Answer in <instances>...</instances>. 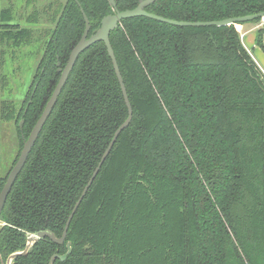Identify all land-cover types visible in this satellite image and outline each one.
I'll use <instances>...</instances> for the list:
<instances>
[{"label":"trees","instance_id":"obj_1","mask_svg":"<svg viewBox=\"0 0 264 264\" xmlns=\"http://www.w3.org/2000/svg\"><path fill=\"white\" fill-rule=\"evenodd\" d=\"M138 4L0 0L2 145L3 125L12 132V123L17 135L13 155L1 149L0 192L22 136L31 133L59 68L84 34L81 9L90 19V36L105 16ZM146 10L213 21L264 12V0H156ZM239 24L176 26L138 16L111 32L132 122L75 213L66 241L40 238L13 264H49L67 252L68 242L72 252L54 264H264V73L245 48ZM255 40L264 48V24ZM39 56L28 100L17 104L6 96L7 67ZM127 117L112 59L105 43L96 42L79 55L8 195L0 215L4 262L40 230L62 235Z\"/></svg>","mask_w":264,"mask_h":264},{"label":"water","instance_id":"obj_2","mask_svg":"<svg viewBox=\"0 0 264 264\" xmlns=\"http://www.w3.org/2000/svg\"><path fill=\"white\" fill-rule=\"evenodd\" d=\"M109 1H110V4L114 8H116V6H117L116 0H109ZM155 1L156 0H139L138 6L133 8V9H127L124 11H120V10L116 9L115 13L109 14L103 18L100 28L90 36H89V32L91 29L90 19L87 16V14L85 13L84 9H82V13L84 15L85 23H86V28H85L84 34L82 35V37L78 41V43L73 47L66 66L64 68H59V71L61 72L60 79H59L52 95L50 96L47 104L45 105V108H44L40 118L38 119L35 126L33 127L31 133L29 134V136L27 138H24L23 148L20 152L18 160L16 161L15 165L13 166L11 171L9 172L7 180H6L2 190L0 192V215L3 211V208L5 206L8 195L11 192L12 187H13L16 179L18 178L20 172L22 171L23 167L25 166L26 161L28 159V156H29L30 152L32 151V149H33V147H34L45 123H46V121L48 120L49 116L51 115V113H52V111H53V109H54V107H55V105L59 99V96H60V94H61V92H62V90H63V88H64L73 68H74V66H75V63H76L79 55L84 50H86L92 44H94L96 42L102 41L105 43V45L107 47L108 53H109V55L112 59V62H113V66H114L116 75L118 77L119 83H120L121 88H122L124 99H125V102H126V105L128 108V117L117 128L116 132L114 133V136L111 139V141L109 142L99 164L95 168V170H94L92 176L90 177V179L88 180V183L86 184L81 196L77 200L71 214L69 215V218L67 220V223L65 225V228H64L62 235L60 237H58L50 229L40 230V231H38V232H36V233H34L28 237L27 246H26L25 250L11 254L8 257L6 262L3 261V258L0 254L2 264H13V261L17 256L27 254L29 249L31 248V246L35 242H37L40 238L49 237L50 239H52L57 244H63L66 241L68 230H69L71 221H72L75 213L77 212V210H78L79 206L81 205L83 199L87 195V192L89 191V189H90L91 185L93 184L95 178L97 177L98 173L100 172L103 163L105 162V160L109 156V154H110L112 148L114 147L116 141L118 140L120 134L132 122L133 106H132V103L130 101L128 91L126 88V84H125L124 78L122 76L120 66H119L115 51L113 49V46H112V43L110 40L111 32H113L121 24V22L124 19L138 17V16H145V17H149V18L159 20L162 22H166V23L176 25V26H193V27L224 26V25H231V24H237V23H246V22H251L257 18H261L262 20H264V12H260L258 14H249V15L241 16V17H232V18H227V19H223V20H213V21L174 20V19L166 18L164 16H160V15H157V14H154L152 12L147 11L146 8L150 4L154 3ZM23 124H24V119H22L20 122L21 128H23ZM67 247H68V250L66 253L53 255L49 264H54V261L56 259H60L62 261H65L68 258V256L70 255V253L72 252L71 242H68Z\"/></svg>","mask_w":264,"mask_h":264},{"label":"rangeland","instance_id":"obj_3","mask_svg":"<svg viewBox=\"0 0 264 264\" xmlns=\"http://www.w3.org/2000/svg\"><path fill=\"white\" fill-rule=\"evenodd\" d=\"M254 24H257V22H252ZM262 25L264 24V20L261 21ZM260 23V24H261ZM238 29V28H237ZM251 51L253 52V46H250ZM41 56L38 57V59H30L29 66L26 65L25 60L21 62V67H18L17 63H14L13 65L11 62L9 63L7 70L10 73V85L9 88H7V96L10 99H14L15 103L19 104L21 98L25 94V91L27 90V87L32 81L33 74L35 71V66L37 64V61L40 59ZM18 62V61H17ZM18 67V69H16ZM9 126L12 128V132L10 129L6 128L5 125L3 134V144L2 145L1 139H0V155L2 153L1 149L7 150L10 155H13L17 150V140H16V134H15V128L13 127L12 123H9ZM2 136V135H1ZM0 170L1 164H0Z\"/></svg>","mask_w":264,"mask_h":264},{"label":"crops","instance_id":"obj_4","mask_svg":"<svg viewBox=\"0 0 264 264\" xmlns=\"http://www.w3.org/2000/svg\"><path fill=\"white\" fill-rule=\"evenodd\" d=\"M260 23L254 24L252 22H246L237 25V28L245 48L249 51L261 71L264 73V48L257 45L255 40L256 31L262 26V23ZM250 46H253V52L251 51Z\"/></svg>","mask_w":264,"mask_h":264},{"label":"flooded vegetation","instance_id":"obj_5","mask_svg":"<svg viewBox=\"0 0 264 264\" xmlns=\"http://www.w3.org/2000/svg\"><path fill=\"white\" fill-rule=\"evenodd\" d=\"M110 2V1H109ZM116 4H117V0H116ZM79 5H80V3H79ZM83 9V8H82ZM81 9V10H82ZM84 16V15H83ZM13 65V64H12ZM7 73L9 74V85H10V73L8 72V70H7ZM32 81H33V78H32ZM32 81H31V83L29 84V86L27 87V90L25 91V94L23 95V97L21 98V104H23V103H25L26 102V100H28L27 99V97H28V94H29V91H30V89H31V85H32ZM32 94H33V92H32ZM7 96V95H6ZM8 97V96H7ZM9 98V97H8ZM10 99V98H9ZM12 100H14V99H12ZM29 103H31V99L28 101ZM27 111V107L25 108V112ZM22 129V128H21ZM23 137V139H24V136H22Z\"/></svg>","mask_w":264,"mask_h":264}]
</instances>
